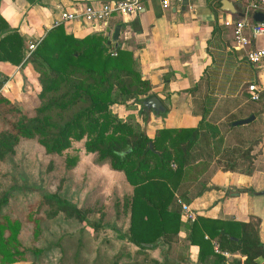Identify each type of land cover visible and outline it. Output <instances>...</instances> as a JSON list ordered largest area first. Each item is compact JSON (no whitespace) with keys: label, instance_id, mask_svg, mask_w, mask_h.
I'll use <instances>...</instances> for the list:
<instances>
[{"label":"crops","instance_id":"0c3cea01","mask_svg":"<svg viewBox=\"0 0 264 264\" xmlns=\"http://www.w3.org/2000/svg\"><path fill=\"white\" fill-rule=\"evenodd\" d=\"M100 1L0 0V16L8 28L21 35L24 53L28 40L39 39L54 25L61 8L79 9L84 3ZM245 7L243 0H170L165 6L159 0H143L137 12L124 17L112 13L100 30L76 19L59 24L76 37L100 31L107 39L113 27L120 24L116 40H110L108 48L118 46L131 52L141 78L151 85L149 91L167 109L159 115L153 110L139 112V104L126 108L124 103L114 102L110 108L122 118L132 115L148 136L161 126H195L202 111L205 124L189 149L175 196L205 217L241 221L257 218V237L263 244L264 89L258 100H250L244 84L255 80L264 87V70L243 58L242 50L232 42L230 25L222 22L241 16ZM261 42V36L254 40V44ZM38 88L36 72L29 62L15 64L0 59V93L11 103L22 105L32 100ZM249 114L253 117L248 121L233 123ZM22 138L27 137L20 136L18 141ZM77 156L76 164L81 158L79 150ZM123 183L130 187L125 179ZM173 205L178 206L176 200ZM177 238L187 242L181 229ZM197 248L187 243L183 259L172 264H197ZM159 252V247L150 249L154 257L159 258ZM233 256L243 258L237 253ZM254 261L264 264V253ZM23 263L16 260L6 264Z\"/></svg>","mask_w":264,"mask_h":264},{"label":"trees","instance_id":"16d2710c","mask_svg":"<svg viewBox=\"0 0 264 264\" xmlns=\"http://www.w3.org/2000/svg\"><path fill=\"white\" fill-rule=\"evenodd\" d=\"M107 37L100 31L76 37L64 31L61 24L49 27L23 58L21 35L0 16V59L11 63H30L36 72L39 88L32 100L14 105L0 93V159L13 152L20 136L32 138L46 152L61 153L81 141L84 152H94L95 161H107L112 169L120 170L130 185L121 199L127 214L126 234L136 251L160 248L159 258L150 255L154 264H172L178 230L184 231L186 244L197 245V264H255L263 254L258 240L257 218L228 220L195 214L183 220L179 207L173 205L179 178L188 162L189 149L198 131L205 124L200 118L195 126L157 127L152 136L132 115L119 117L110 104H139V112L147 113L142 101L155 95L147 79L141 78L131 52L115 46L108 48ZM114 50V53L110 51ZM32 107L37 114L27 115ZM163 110L154 111L163 115ZM68 111L64 118L52 116ZM15 116L12 117V115ZM149 142L151 145H149ZM79 150V149H77ZM247 150V149H246ZM77 154L64 156L66 166L73 165ZM171 163L174 165L172 166ZM43 199L53 202L52 216L61 210L67 216L82 221L85 210L56 192L42 191ZM179 196L183 197L180 193ZM188 199V198H187ZM7 202V192L0 194V209ZM20 222L0 211V264L23 260L26 248L20 246L17 233ZM96 229L98 224L90 222ZM35 231V228H34ZM221 249L242 255L225 259L212 250L211 240ZM39 248H32L37 253Z\"/></svg>","mask_w":264,"mask_h":264},{"label":"rangeland","instance_id":"374dc122","mask_svg":"<svg viewBox=\"0 0 264 264\" xmlns=\"http://www.w3.org/2000/svg\"><path fill=\"white\" fill-rule=\"evenodd\" d=\"M125 103L126 108L137 106ZM25 113L37 114L32 107ZM67 114L52 111L53 117ZM75 144L61 153L46 152L35 137L22 138L15 151L0 159V194L7 192L0 211L20 222L17 237L26 248L23 264H154L150 249L136 251L133 243L120 237L127 228L120 202L130 190L122 173H114L107 161L96 162L94 152H83L80 140ZM77 149L80 161L66 166L65 154H77ZM42 191L73 202L85 210L86 219L80 221L61 210L45 216L53 202L43 199ZM90 222L98 227L94 229ZM32 248L40 250L33 253ZM185 249V241L178 240L168 255L179 258Z\"/></svg>","mask_w":264,"mask_h":264},{"label":"built area","instance_id":"2783aa9c","mask_svg":"<svg viewBox=\"0 0 264 264\" xmlns=\"http://www.w3.org/2000/svg\"><path fill=\"white\" fill-rule=\"evenodd\" d=\"M160 4L165 6L169 4L170 0H159ZM180 1V0H174ZM241 1V0H234ZM246 3V11L241 16L235 19H224L222 22L231 27V38L233 44L240 48L243 58L264 70V0H243ZM143 0H102L98 4L84 3L79 9H64L59 10L57 18L53 24H59L67 20H80L82 23L90 26L94 30H100L105 25L107 18L116 13L122 17L127 16L133 12H137L142 8ZM262 12V18L259 20L251 17L252 12ZM261 36L262 42L254 44L256 37ZM40 39V38H39ZM39 39L28 40L25 47V56H27ZM114 53V50L110 51ZM247 97L250 100H258L261 97V92L264 87L255 80H250L244 84ZM173 166L174 164L171 163ZM176 202L179 207L180 217L183 220L191 221L195 213L189 205L176 197ZM212 250L219 253L228 259L235 255L226 249H221L217 241L211 240ZM227 264V261L225 262Z\"/></svg>","mask_w":264,"mask_h":264},{"label":"water","instance_id":"95a60500","mask_svg":"<svg viewBox=\"0 0 264 264\" xmlns=\"http://www.w3.org/2000/svg\"><path fill=\"white\" fill-rule=\"evenodd\" d=\"M228 1V0H227ZM229 3L232 5L231 1H229ZM262 12L260 11H254L251 14V17L253 19L259 20L262 18ZM120 24H116L110 34V37L106 40V43H109L110 40L115 41L117 38V34H118V30H119ZM142 104L147 107V108H152L154 111H159V110H163L164 106L161 104L160 100L155 96H149L148 98H146L145 100L142 101ZM253 117L252 114H249L248 116L244 117V118H239L233 121V123H241V122H245L248 121L249 119H251ZM149 145H151V143L149 142ZM262 249L264 251V243L262 244ZM187 264V263H186Z\"/></svg>","mask_w":264,"mask_h":264}]
</instances>
